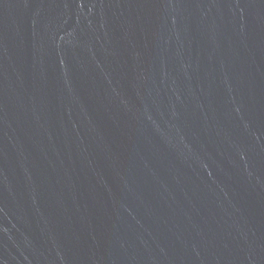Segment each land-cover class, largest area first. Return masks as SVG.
<instances>
[{"label": "water", "instance_id": "water-1", "mask_svg": "<svg viewBox=\"0 0 264 264\" xmlns=\"http://www.w3.org/2000/svg\"><path fill=\"white\" fill-rule=\"evenodd\" d=\"M0 264H264V0H0Z\"/></svg>", "mask_w": 264, "mask_h": 264}]
</instances>
